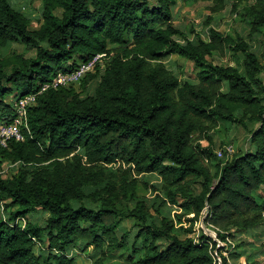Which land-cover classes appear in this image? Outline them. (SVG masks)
<instances>
[{"label": "trees", "instance_id": "1", "mask_svg": "<svg viewBox=\"0 0 264 264\" xmlns=\"http://www.w3.org/2000/svg\"><path fill=\"white\" fill-rule=\"evenodd\" d=\"M38 1L32 18L0 0V123L57 73L106 60L38 95L23 140L0 148V264H75L89 250L91 264H120L108 261L114 253L127 264H229L259 250L244 240L264 225V68L250 44L213 28L207 39L182 32L178 0ZM193 1L216 11L226 0ZM234 7L249 36L264 37V0ZM12 45L22 52L7 53ZM227 55L236 66L214 61ZM171 56L192 64L194 81L164 66ZM219 127L241 129L246 146L218 158ZM37 211L42 225L26 219ZM125 220L137 229L130 243Z\"/></svg>", "mask_w": 264, "mask_h": 264}, {"label": "rangeland", "instance_id": "2", "mask_svg": "<svg viewBox=\"0 0 264 264\" xmlns=\"http://www.w3.org/2000/svg\"><path fill=\"white\" fill-rule=\"evenodd\" d=\"M10 2L14 5L16 9L25 13L27 16H31L32 18H38L40 16V2L38 0H10ZM211 7L212 4L210 2L178 0L176 6L173 9V23L179 30L184 33H187L189 28L193 29L194 32L196 34H200L203 39H207L208 30L210 28H213L225 34H231L234 37H241L248 44H250L251 51H253L259 57L258 59L264 68V60L260 57L261 43L264 40V37L261 34H256L254 37L249 36L248 26L245 25L243 22H240L236 16L237 13H239L240 8L237 9L234 7V0H226L224 6L216 11H213ZM33 27H36V24H33ZM190 40L192 42L195 41L194 37H190ZM13 49L17 52H22L23 50L20 45H12L6 50V52L9 53ZM208 60H210V58ZM214 61L218 64L223 65H237V61L233 60L231 55H227L224 59L215 57ZM163 64L177 78H179L181 82L195 80L194 70L192 64L189 61L182 60L176 56H171L164 59ZM261 76L264 80V70ZM211 136L213 140V151L215 152V154H217V152H219L220 150H224V148L228 145L232 146L233 153L236 152L240 147L246 146V134L241 129L236 127H230L229 129H223L222 127H219L214 133H212ZM206 144L207 143L205 141L202 142L203 146H206ZM231 155H229L227 158H229ZM10 171L11 168L9 166L4 165L2 167V175L4 177L8 176L10 174ZM147 180L150 184L158 186L160 185V180L155 176H149L147 177ZM90 191L91 189H89L87 192L89 193ZM147 196H149V194H147ZM46 217V214L37 211L30 212L27 215L26 219L27 221L30 220L36 222L39 225H42L43 220ZM121 226L122 231H125L128 234V242H132V239L137 230L135 226H133L132 221L125 220L121 224ZM196 229L203 230L204 232L206 230H211L207 228L201 221L196 224ZM120 232L121 231H118L117 234L120 235ZM212 233L214 232L212 231ZM232 244L237 243L232 242ZM252 244L253 249L260 248L259 250L261 251L256 250L252 253L250 251L251 249H249L248 246V248L246 249L248 251L246 254V256H248V259H246L244 255L235 260L230 259L229 264H264V248L256 247L254 243ZM227 246L233 245H228L227 243ZM234 247L236 246H233V248ZM38 249L39 248L37 247L36 250ZM226 253V257H229L227 251ZM73 256H75V264H91L94 258L98 256V253L89 250L87 254L80 253L74 254ZM108 261H116L120 264H127L125 261V255H119L118 253H114L113 255H111Z\"/></svg>", "mask_w": 264, "mask_h": 264}, {"label": "built area", "instance_id": "3", "mask_svg": "<svg viewBox=\"0 0 264 264\" xmlns=\"http://www.w3.org/2000/svg\"><path fill=\"white\" fill-rule=\"evenodd\" d=\"M105 60V54H97L88 61L80 63L74 69L57 73L48 82L41 84L36 93H30L26 96L19 97L13 104L14 116L11 121L0 123V148L6 147L9 141L20 142L23 140L22 130H27V109L35 103L38 95H41L50 89L78 84L86 74L92 73L95 68L103 69L105 66ZM232 153L233 148L230 145L226 146L224 150L217 152L218 158H222L223 156L228 157ZM22 223L24 224L25 220H22ZM226 243L231 244L228 239L226 240ZM217 246L221 247L223 244L219 243ZM226 254V252H223L224 256H226Z\"/></svg>", "mask_w": 264, "mask_h": 264}, {"label": "crops", "instance_id": "4", "mask_svg": "<svg viewBox=\"0 0 264 264\" xmlns=\"http://www.w3.org/2000/svg\"><path fill=\"white\" fill-rule=\"evenodd\" d=\"M10 1V0H9ZM11 3V2H10ZM11 5L14 7V5L11 3ZM254 234H255V236H254ZM258 234V235H257ZM252 235H253V237H250V236H248V237H245V239L244 240H246L247 242H254V245L256 246V247H259L260 246V244H264V241H261V240H264V225L261 227V228H259L257 231H254L253 233H252ZM263 238V239H262ZM259 242V243H258ZM263 248H264V246H262ZM249 249H250V247H249ZM258 249V248H257Z\"/></svg>", "mask_w": 264, "mask_h": 264}, {"label": "water", "instance_id": "5", "mask_svg": "<svg viewBox=\"0 0 264 264\" xmlns=\"http://www.w3.org/2000/svg\"><path fill=\"white\" fill-rule=\"evenodd\" d=\"M202 222V221H201ZM203 223V222H202ZM205 233L209 236V237H211L214 241H216V235H215V233H212V231L211 230H206L205 231ZM212 233V234H211ZM210 234V235H209ZM219 244V243H218ZM219 248V246H217L216 247V249L214 250V255H216L217 254V249ZM216 260H217V264H222V261H221V258H219V257H216Z\"/></svg>", "mask_w": 264, "mask_h": 264}]
</instances>
